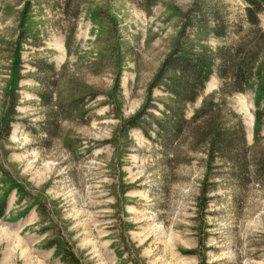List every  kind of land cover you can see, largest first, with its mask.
<instances>
[{
    "label": "rangeland",
    "instance_id": "obj_1",
    "mask_svg": "<svg viewBox=\"0 0 264 264\" xmlns=\"http://www.w3.org/2000/svg\"><path fill=\"white\" fill-rule=\"evenodd\" d=\"M192 1L0 0V198L7 197L0 264H264L263 181L233 177L228 164L215 167L202 208L204 153L185 140L167 155L153 131L149 138L123 130L149 98L160 109L171 101L150 83ZM220 1L246 31L264 28V0ZM222 42L204 41L212 48ZM41 60L61 76L54 96H86L59 127L39 94L47 78L36 67ZM221 82L214 75L186 116L212 95L231 124L241 122L251 152L264 156V126L255 133L264 93ZM156 107L148 111L160 116ZM53 237L68 243L77 262L47 245Z\"/></svg>",
    "mask_w": 264,
    "mask_h": 264
},
{
    "label": "trees",
    "instance_id": "obj_2",
    "mask_svg": "<svg viewBox=\"0 0 264 264\" xmlns=\"http://www.w3.org/2000/svg\"><path fill=\"white\" fill-rule=\"evenodd\" d=\"M246 1L258 3L256 0ZM29 6L30 1L27 2L25 15L21 20L24 32L29 29V26H25L26 21L28 23L26 13H29ZM227 13L226 5L220 0L192 1L181 15L182 24L171 51L150 83V91L162 87L169 93L171 101L164 102V107L160 109L151 104L152 99L149 98L145 106L129 117L123 126V130H141L149 138L152 137L150 131H153L157 137L154 141H160L167 155L173 153L185 140H189L193 149L204 153L206 176L198 197L202 208L209 199L206 196L209 185H215L208 182L215 167L221 168L228 164L233 177L243 181L258 179L264 182V156H255L251 152L246 144L243 125L241 122L231 124V119L227 118L228 112L223 108L224 103L214 102L210 95L204 98L202 105L191 117L186 116L187 106L202 95L206 84L214 75L221 79L222 87L244 91L255 86L257 93H264V28L253 26L246 31L245 21H235ZM209 37L220 38L223 42L212 48L204 43ZM36 67L41 73L47 74V78L41 80L43 89L39 94L43 105L49 109L50 120L54 119L55 127H59L61 120L70 119L77 108L84 107L86 96L73 100L62 99L58 90L54 96L53 89L60 87V74L56 76L53 64L45 60H41ZM97 95L98 92H94L91 98ZM17 103V96L12 95L9 104L11 116L17 113ZM154 107L160 112V116L148 111ZM263 113L259 107L255 111L257 136L264 126ZM11 121H14L12 117L5 125L8 133L11 131ZM6 208L7 197L4 196L0 198V218ZM47 245L55 247V253L64 261L77 262L65 240L53 237ZM186 252L198 253L195 249Z\"/></svg>",
    "mask_w": 264,
    "mask_h": 264
}]
</instances>
